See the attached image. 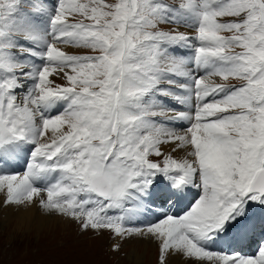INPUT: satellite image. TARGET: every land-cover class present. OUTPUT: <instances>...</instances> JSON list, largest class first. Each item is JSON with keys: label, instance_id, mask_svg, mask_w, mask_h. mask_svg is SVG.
<instances>
[{"label": "snow or ice", "instance_id": "obj_1", "mask_svg": "<svg viewBox=\"0 0 264 264\" xmlns=\"http://www.w3.org/2000/svg\"><path fill=\"white\" fill-rule=\"evenodd\" d=\"M0 194L116 255L264 264V0H0Z\"/></svg>", "mask_w": 264, "mask_h": 264}, {"label": "rangeland", "instance_id": "obj_2", "mask_svg": "<svg viewBox=\"0 0 264 264\" xmlns=\"http://www.w3.org/2000/svg\"><path fill=\"white\" fill-rule=\"evenodd\" d=\"M117 242L107 233L100 236L92 232L81 235L74 222L66 227L52 223H46L43 227L21 226L6 213H0L3 264H23L34 258L32 253L37 249L52 255H42L35 257L36 259L57 260L62 264H157L158 253L156 256L149 255L146 244L130 242L124 246L120 255H116L111 252V246ZM137 252L140 258L144 257L143 262L137 261Z\"/></svg>", "mask_w": 264, "mask_h": 264}, {"label": "bare ground", "instance_id": "obj_3", "mask_svg": "<svg viewBox=\"0 0 264 264\" xmlns=\"http://www.w3.org/2000/svg\"><path fill=\"white\" fill-rule=\"evenodd\" d=\"M71 50V49H69ZM179 155V154H178ZM3 200V194H0V201ZM4 213L7 214L8 217L15 219L21 226L22 225H39L41 227H43L44 224L46 223H52V224H56V225H60L62 227H66L68 224L71 223V221H66L63 220L59 217H46L44 215H42L39 210L33 206L31 208H28L26 210H19V211H15V210H5ZM148 246V254L151 256H156L157 254V250L155 248L154 245H150L147 244ZM138 252H137V261H144V257L140 258L138 256ZM156 262V260H155Z\"/></svg>", "mask_w": 264, "mask_h": 264}]
</instances>
